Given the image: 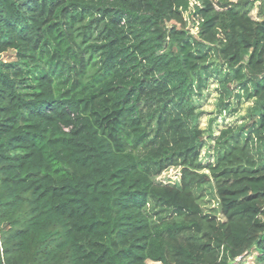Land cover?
<instances>
[{
    "label": "trees",
    "instance_id": "obj_1",
    "mask_svg": "<svg viewBox=\"0 0 264 264\" xmlns=\"http://www.w3.org/2000/svg\"><path fill=\"white\" fill-rule=\"evenodd\" d=\"M0 264H264V0H0Z\"/></svg>",
    "mask_w": 264,
    "mask_h": 264
},
{
    "label": "rangeland",
    "instance_id": "obj_2",
    "mask_svg": "<svg viewBox=\"0 0 264 264\" xmlns=\"http://www.w3.org/2000/svg\"><path fill=\"white\" fill-rule=\"evenodd\" d=\"M184 15L185 18L189 21L188 12H185ZM235 85L236 83H232L231 86L235 87ZM242 93L243 92L241 91V95ZM219 99V84L215 79H210L208 87L203 90V94L194 98L196 111H202L199 119V127L203 129L205 134L209 133L210 125L213 128L212 136L208 138V141L201 151L200 158L204 163H208L214 160L216 140L221 131L229 126L244 125L245 123H247L250 120L251 108L256 103L255 98L246 99L244 96H242L240 101L238 102L237 98H235V96H232V104L230 106V109L221 110L222 108L219 104ZM205 171H207V169H205ZM180 175L181 167H170L163 171L160 175L155 177V180L163 184L179 185ZM215 194V189H207V194L202 200V204L204 208L207 209L208 213H216L220 218L225 219L220 213L217 203V196Z\"/></svg>",
    "mask_w": 264,
    "mask_h": 264
}]
</instances>
